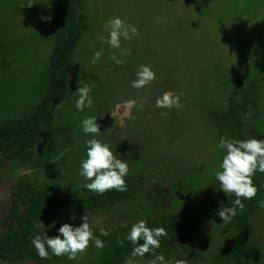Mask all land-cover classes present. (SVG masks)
I'll list each match as a JSON object with an SVG mask.
<instances>
[{
	"label": "rangeland",
	"instance_id": "obj_1",
	"mask_svg": "<svg viewBox=\"0 0 264 264\" xmlns=\"http://www.w3.org/2000/svg\"><path fill=\"white\" fill-rule=\"evenodd\" d=\"M85 4L88 27L72 53L75 72L69 95L56 121L47 127V131L66 127V143L56 158L0 156V237L18 187L32 185L39 191L56 183L65 191L88 183L79 174L80 165L86 158V141L95 138L129 164L125 181L131 190L114 205L84 212L79 225L86 214L94 236L103 240L102 228L112 233L128 223L200 208L205 220L197 232L184 237L186 252L177 251L164 261L211 264L212 256L237 236L232 219L223 223L216 214L223 204L215 172L221 170L225 151L218 147L221 136L213 111L226 112L237 90L248 82L259 83L260 104L247 124L250 138L264 140V0H86ZM56 9L57 0H0V124L29 115L41 100L55 46ZM116 17L139 32L130 40L121 37L119 49L106 43L105 23ZM99 51L102 55L93 63ZM113 55L123 63L117 65ZM142 64L156 78L145 88L134 89L132 81ZM85 84L91 88L93 106L78 111L76 91ZM165 92L179 96L181 107H156L157 97ZM128 101L135 103L127 106ZM93 116L101 132L95 137L82 131V121ZM251 219L250 239L264 249V209L253 212ZM55 220L54 213H47L37 224L46 228ZM101 250L90 242L75 260L0 258V264H96ZM153 258L137 256L135 264H150ZM257 264H264V257Z\"/></svg>",
	"mask_w": 264,
	"mask_h": 264
},
{
	"label": "trees",
	"instance_id": "obj_2",
	"mask_svg": "<svg viewBox=\"0 0 264 264\" xmlns=\"http://www.w3.org/2000/svg\"><path fill=\"white\" fill-rule=\"evenodd\" d=\"M86 0H57L55 17V46L52 51L45 90L40 102L29 115L10 119L0 124V156L8 160L50 159L60 155L68 135L67 128L59 125L47 131V127L56 120L62 103L69 95L70 81L75 72L72 53L79 43L82 32L88 27ZM259 83L251 82L237 90L231 96L229 108L220 114L213 111L221 138L227 140L250 139L248 124L251 114L260 104ZM253 183L258 188L255 198L242 199L245 205L241 212L232 217L237 228L234 242L221 252L214 254L211 264H257L264 257V249L251 238L252 214L262 209L259 203L264 201V174L256 173ZM127 184V183H126ZM32 185L18 187L13 207L8 212V221L0 237V258L5 260L31 259L47 262L56 258L49 250L50 259L41 260L31 244L30 237L45 232L49 237L58 235L59 227L64 223L80 226L78 219L84 212L114 205L127 197V190L108 191L98 195L83 187H71L60 191L56 183L52 188L34 190ZM36 189V188H35ZM218 197L224 206L231 207L235 196L218 191ZM47 213H54L56 220L46 228L37 222ZM203 209H191L184 213H174L161 220H147L149 228L163 227L167 236L162 237L160 248L155 253L149 252L144 257L163 254L170 259L177 251L186 252L184 237L197 232L205 220ZM134 223L115 229L108 236H103L104 247L96 264H121L129 258L135 247L125 239ZM123 240L121 246L119 241ZM140 244L143 240L139 241Z\"/></svg>",
	"mask_w": 264,
	"mask_h": 264
},
{
	"label": "clouds",
	"instance_id": "obj_3",
	"mask_svg": "<svg viewBox=\"0 0 264 264\" xmlns=\"http://www.w3.org/2000/svg\"><path fill=\"white\" fill-rule=\"evenodd\" d=\"M31 7L33 4H27ZM25 6V5H24ZM23 6V7H24ZM50 19V18H49ZM105 29L108 31L106 43L110 48L119 49L121 47V37L124 40H130L138 36L139 32L133 25H127L121 18L116 17L105 23ZM102 51L95 52L93 63L98 61ZM112 59L117 65L123 61L115 55ZM156 75L150 67L139 65L136 71V79L132 81L134 89H141L148 86ZM91 88L85 84L78 87L76 95L78 99L75 102V108L83 111L85 107L91 108L93 101L90 97ZM134 101H128L127 106L134 104ZM156 107L158 108H180V97L171 92H165L157 97ZM82 131L84 134H91L93 137L101 134L100 125L97 123V117H88L82 121ZM218 147L225 151L220 171L215 172V180L219 182V188L225 194L235 196L231 207L221 205L216 213L222 218L223 223H229L237 214V210L243 211L245 205L242 199L251 200L255 198L258 188L253 183V177L257 172L264 173V140L250 138L247 140H227L221 138ZM129 172V164L113 153L107 143L93 138L86 141V158L81 161L80 175L88 181L84 188L98 195L115 190L124 192L127 190L125 177ZM259 207L264 209V201L259 203ZM83 223L80 226H73L69 223L62 224L58 229V235L49 237L47 233L43 237L39 234L30 237L31 244L34 246L37 255L41 260L50 259L49 250L52 255L60 257L66 256L69 260H75L78 255L87 251L90 242H94L95 247L103 248L104 242L95 237L89 224V218L85 214L82 217ZM42 225L43 223L40 222ZM55 223V222H54ZM102 236H108L110 233L105 229H100ZM167 236V231L163 227L149 228L146 221L139 220L131 227L130 232L125 237L135 247L124 264H135L137 256L144 257L149 252L155 253L160 248L162 237ZM143 240L140 244L139 241ZM123 246L124 241H119ZM150 264H165L163 254H156ZM177 264H183L177 261Z\"/></svg>",
	"mask_w": 264,
	"mask_h": 264
}]
</instances>
